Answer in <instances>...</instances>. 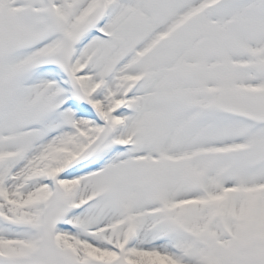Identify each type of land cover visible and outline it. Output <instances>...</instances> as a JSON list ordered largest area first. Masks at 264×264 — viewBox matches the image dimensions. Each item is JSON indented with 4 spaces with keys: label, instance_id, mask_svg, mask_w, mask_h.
<instances>
[{
    "label": "snow or ice",
    "instance_id": "snow-or-ice-1",
    "mask_svg": "<svg viewBox=\"0 0 264 264\" xmlns=\"http://www.w3.org/2000/svg\"><path fill=\"white\" fill-rule=\"evenodd\" d=\"M0 264H264V0H0Z\"/></svg>",
    "mask_w": 264,
    "mask_h": 264
}]
</instances>
